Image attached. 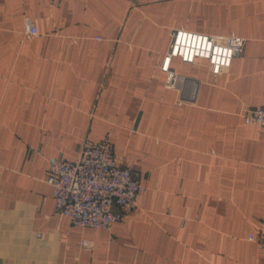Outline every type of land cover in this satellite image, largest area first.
Here are the masks:
<instances>
[{
	"label": "crops",
	"instance_id": "1",
	"mask_svg": "<svg viewBox=\"0 0 264 264\" xmlns=\"http://www.w3.org/2000/svg\"><path fill=\"white\" fill-rule=\"evenodd\" d=\"M175 29L246 42L218 76L175 59L169 89ZM251 107H264V0H0V264H264L249 240L264 235ZM108 135L146 193L122 223L81 228L55 212L49 160Z\"/></svg>",
	"mask_w": 264,
	"mask_h": 264
},
{
	"label": "built area",
	"instance_id": "2",
	"mask_svg": "<svg viewBox=\"0 0 264 264\" xmlns=\"http://www.w3.org/2000/svg\"><path fill=\"white\" fill-rule=\"evenodd\" d=\"M38 34L35 24L27 20L25 35ZM171 38L160 68L167 76L169 89L176 88L181 79L172 67L175 59L191 65L204 60L211 73L218 76L243 53L246 42L233 35L220 37L186 29H175ZM242 115L247 124H258L264 129V107L245 108ZM46 181L53 190L56 214L81 228L109 230L122 223L126 210L135 207L137 199L146 193V188L114 153L110 135L84 146L75 160L50 159ZM249 240L264 246L262 233L250 234ZM82 245L87 247L88 243L84 241Z\"/></svg>",
	"mask_w": 264,
	"mask_h": 264
},
{
	"label": "water",
	"instance_id": "3",
	"mask_svg": "<svg viewBox=\"0 0 264 264\" xmlns=\"http://www.w3.org/2000/svg\"><path fill=\"white\" fill-rule=\"evenodd\" d=\"M190 83H193V80H190V79L185 80V85H188ZM183 99H186V97H184Z\"/></svg>",
	"mask_w": 264,
	"mask_h": 264
},
{
	"label": "rangeland",
	"instance_id": "4",
	"mask_svg": "<svg viewBox=\"0 0 264 264\" xmlns=\"http://www.w3.org/2000/svg\"><path fill=\"white\" fill-rule=\"evenodd\" d=\"M173 31H174V30L171 31V34H172ZM171 41H172V38H171Z\"/></svg>",
	"mask_w": 264,
	"mask_h": 264
}]
</instances>
